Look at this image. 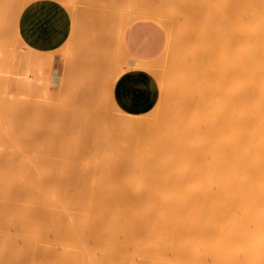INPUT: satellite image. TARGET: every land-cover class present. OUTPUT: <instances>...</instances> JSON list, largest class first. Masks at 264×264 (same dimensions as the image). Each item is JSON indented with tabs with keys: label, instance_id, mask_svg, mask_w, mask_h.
<instances>
[{
	"label": "bare ground",
	"instance_id": "6f19581e",
	"mask_svg": "<svg viewBox=\"0 0 264 264\" xmlns=\"http://www.w3.org/2000/svg\"><path fill=\"white\" fill-rule=\"evenodd\" d=\"M190 5L187 14L193 12ZM197 5L193 14L198 17L201 10L198 18L205 20L202 11L209 5ZM210 5L214 12L209 23L217 28L206 26L214 34L204 47L205 63L196 49L193 64L179 77L182 68L173 62L181 68L175 87L195 88L204 78L213 96L218 93L217 107L207 111L213 117L204 125L163 126L160 120L138 116L108 132L65 133L54 130L62 123L50 126L43 120L35 127L23 126V112L35 119L31 99L0 98V264H264V0H213ZM200 20L195 19L198 27ZM134 63L161 72V77L165 71L158 70V62ZM30 86L27 74L13 88L30 92ZM168 95L157 100L180 113L183 104L169 102ZM38 128L47 133L49 143H38ZM47 145L58 147L60 159L49 162L54 155Z\"/></svg>",
	"mask_w": 264,
	"mask_h": 264
},
{
	"label": "rangeland",
	"instance_id": "374dc122",
	"mask_svg": "<svg viewBox=\"0 0 264 264\" xmlns=\"http://www.w3.org/2000/svg\"><path fill=\"white\" fill-rule=\"evenodd\" d=\"M23 1H26V0H23ZM23 1L20 2V0H11V1L10 0H2L1 1L2 4H0L1 5L0 11H2V12H0V21H2V22H0V55H1L0 56V72H1L0 74H2V77H3V78L0 77V79L2 78V80H0V98L2 99L3 97L4 98L5 97L6 98L11 97L13 100L14 97L15 98L20 97L22 99H31L33 101V104H35L34 105L35 111L33 110V116L35 117L37 122L35 121V119H33V117H32V119L31 118L29 119V116L28 115L26 116V114H24V112H23L22 115H25L27 117V118H24L25 116H22L24 119L27 120V122H25L26 120H23V118H22V123L24 122L23 126L26 125L29 127V125H30V127H31L33 125L35 127V125L38 124V122L40 123V122H43V120H44V122L48 123L50 126H54L58 123H62V125H60V126H55L54 130L62 131L65 133H69V132L87 133V132H90L93 134L94 132L97 133V132L112 131L113 125L126 123L125 119L128 117H138V116L149 117L150 121L156 119L159 123V120H160V124H162L163 126L176 125V124L186 125V124H191V123H196L198 125H204V124H206L207 119L213 117V116H209L207 111L211 108L217 107L215 101L218 100L219 96H218V93H216V92H215V97L213 96L212 89L210 86H208L206 83H204L205 82L204 78L202 80L201 85H198L195 88L175 87L174 86V82L176 81V79L179 78L180 76H183L182 74H184L186 72L185 68H188L189 65L191 66L193 64V62H194L193 60H195L194 52L196 51V49L199 50V52H201V58H200L201 63H203V64L205 63V60H204V62H202V60L205 59V56H206L205 54H206V49H207L206 47L209 46V44H207V42L210 43L212 41L214 29H215V27L217 28V26L215 24H217L218 26L221 25V24L217 23L216 21H214L215 26L211 25V23H213V22H211V20L213 18L210 16L211 15L213 16V14H211V12L213 13L214 10L212 9L213 5H210V4H213V0H212V2H210L211 0L210 1L209 0H176V2L178 1L177 4L175 1L173 2L172 0H168V1L166 0L167 3L164 2L165 4L163 3L164 0H146V1L145 0H142V1L136 0V2L134 0H122V1L121 0H90V1L85 0V2H84V0H59L61 3H63V5H65L69 9H71L72 7H73L72 9H74V7L77 6L79 9H90V8L93 9L94 8L97 11L100 10L101 17L103 19H106V18L108 19V17H110V15H108L106 13V11L108 13L109 12L114 13L111 15L112 17L114 15L116 16V17L114 16L115 17V18H113L114 20L110 19L112 17H110L108 20L117 21L118 33L119 32L121 33V30H125L128 27L136 26L139 24L150 25V26L154 27L158 33V36L160 38L161 43H160V47H159L157 53L153 57H151V59H149L147 61L151 64H154V65H156L158 62L161 65V66L160 65L158 66V64H157L156 67H159L158 70L163 68V70L161 69V71H164V70L166 71L168 69V73H167V71L166 72L164 71V72H162V74L164 73L163 75L165 76V74L167 73L168 77L169 76L170 77L169 78L166 76L164 77L163 75L161 77L160 71H159L160 72L159 75H157L156 73H152L151 71H149V72H151V74H153L155 79L157 76H159V78L156 79L157 85H158V91H159L158 96H161V95L164 96V95H166L167 92H169V95H168V97L170 98V100H168L169 102L183 104V107H182L180 113H178V114H176V112L174 111V109L172 107H170L166 104V101H165L164 107H162L160 101L157 100L155 106L150 111L143 113V114H129V113L121 111L117 106H115V104L113 102L109 103L107 101V99L104 97H102L99 100L95 99L93 102L88 104V103H86V101L84 99H81V98H78V97L71 95V94L75 93L76 88L68 87L65 92L62 90H58V92H56V91L50 89L49 88V82L47 79V74H46V67H47L48 63L50 64V59H47V60H49L48 63L46 61V58H48V56L45 57V55H44L41 57V56H39L38 53H37L38 55H35L36 53L33 51L23 49V51H24L23 52L22 49H20V45L23 46V44L21 43V41H19L20 38H19V40L17 39L19 36L17 34V29L15 28V26H16L15 21L18 20V18H16V14H18L17 17H19V14L24 9V7L26 5H28L33 0H28L27 3L24 2L25 6L22 8L20 4H22ZM143 1H145L146 4L143 3ZM10 2H12V3H10ZM139 2L143 3L142 5L144 7L145 6L147 7V11L142 10V9H144V7H141L142 5H140ZM168 2L169 3L172 2V3L170 4V6L168 5V8H165V7L163 8V6L168 4ZM189 2H190V4L191 3H193L194 5L196 4L195 6H198L197 4H200L201 5L200 9H202L204 7V6L202 7V4L204 5V3H205V5L206 4L209 5V6L207 5L208 11L206 8L205 9L203 8V11H202L205 13V10H206V13L204 15V19L206 18L205 19L206 21L203 19L200 20L201 17L203 16V15H200L201 10L196 12V13H198L197 16L199 15L198 17H200V19L198 17H195L196 14H193V12L195 10L197 11L198 9L194 5H192V4L190 5ZM201 2H204V3H201ZM136 3H139V4L136 5ZM180 3H182L184 5L183 7L181 6L184 11L182 9H180L181 8L179 6ZM128 4H130V5H128ZM161 4H164V5H161ZM111 5L112 6L114 5V7H111ZM120 5H121V7H120ZM147 5H149V6H147ZM188 5H190L191 8H193V9H191L189 6V8H190L189 10H191V11L193 10V12L189 11L190 13L187 14ZM18 6H20L22 9L18 8ZM186 6H187V12H185ZM12 7L13 8L17 7V9H19V10L12 9L13 10L12 11L11 10ZM146 7H145V9H146ZM166 7H167V5H166ZM177 7H180L179 8L180 10H178ZM150 8L153 10L152 12H151ZM198 8H199V6H198ZM128 9H130V10H128ZM210 9H211V11H210ZM103 10L105 12H103ZM148 10H149V12H148ZM172 10H174L175 13H173ZM10 11L13 13H11ZM17 11H19V12H17ZM155 11H157V12H155ZM14 12H16L15 15H14ZM169 12H171V14H169ZM209 12H210V14H209ZM138 14H140V15H138ZM168 14H169V16H168ZM13 15H14V17H12ZM186 15H188V16H186ZM192 15L194 17H191ZM206 15H209V16H206ZM118 17L120 18L119 20H118ZM10 18H11V20H10ZM165 18H167L169 21L166 20ZM193 18H194V20H193ZM195 19L197 21H199V20L201 21L200 26L202 28L197 26V23L199 25L200 22L195 21ZM209 22H211V23H209ZM11 23L13 25H11ZM122 23H124L125 25ZM202 25H204V27H205L204 32L201 31L202 29L204 30ZM207 25L213 26V28H214L213 31L210 30V32H209V29L210 28L212 29V27L207 28L206 27ZM120 26H121V28H120ZM11 27L14 29L13 31H12ZM195 28L196 29L198 28L197 30H199L201 28V30H199V31H200V33L201 32L202 33L199 34V32H197ZM13 33H15V35ZM197 33L199 34V36ZM205 33H206V35H205ZM208 33H209V35H208ZM202 34L205 36V39H204V36ZM201 37H202V39H201ZM208 39H209V41H208ZM203 40L205 43L203 42ZM16 42L18 43V45ZM199 44H200L201 48H199ZM180 52H181V54H180ZM15 53H17V57H16ZM177 54H178V56H177ZM169 55H171L170 56L171 58L169 57ZM27 56H30V57H27ZM172 56H175L174 59H172L173 58ZM181 56H182L183 60H180ZM43 57L45 58V61H42L44 59ZM167 58H170V59L168 60ZM175 58H178V60L180 62H178ZM20 60H22L23 62ZM36 60L39 62H37ZM25 61L28 63H26ZM31 61L33 64H31ZM170 61H172V62H170ZM173 62L177 63L178 66L182 68V71H180L179 77H177V78H176V76H178L177 72H179L178 70H181V68H179L177 66V64H175ZM25 63L27 65L30 63L28 65V67L30 68V65H31V68L29 69L28 67H26ZM189 63H191V64H189ZM7 64H8V66H7ZM184 64H185V66H187L188 64L189 65L187 67H185ZM32 66H34V67H32ZM172 66H174V68L177 67L178 69L175 68L176 70H174ZM43 69H44V71H43ZM42 71H43V74H42ZM33 72L35 74H33ZM172 72H175V77H173L174 73H172ZM181 72H182V74H181ZM30 73L32 74V77L34 76V79H33L34 84H33V86H30V88L33 87V89H30L31 90L30 92L26 91V90H22L20 88H18L17 90L19 91V89H20V91H23V92L19 91L20 92L19 93V92L15 91V88H13V87H14V84H16L18 82V77H22V76L24 77L27 74H29L30 75V83L32 82ZM176 73H177V75H176ZM7 78H8V80H7ZM5 80H7V81L5 82ZM16 80H17V82H16ZM10 81L12 82L11 86H10ZM4 84H5V86H4ZM31 85H32V83H31ZM1 86H2V88H1ZM7 86L9 88H7ZM37 89H38V92H37ZM7 93H9L10 96ZM20 95H22V96H20ZM43 107L45 109L47 107L49 110H47V109H46L47 111H45V109H44V111L39 110V108L43 109ZM102 107L105 108V109L103 108V111H102ZM42 112H43V115H45V114L46 115L45 116L41 115ZM40 116H43V117L41 118ZM39 118H41L42 120H40ZM45 119H46V121H45ZM193 119H194V121H192ZM32 120H34L35 122L33 121L34 123H31ZM123 126H125V125H123ZM36 131L38 132L37 134H41V133L43 134V137H42V134H41V136H39V138L41 137L40 138L41 140L38 139V143L40 142L41 144H43V142L45 143V141H47L46 143H49L50 140L48 139V135L44 130H42V129L39 130V128H38V130H36ZM121 131H123V129ZM45 138H46V140H44ZM42 139H43V141H42ZM51 146L50 145L46 146L52 150L53 155H54V156H52V158H51V156L49 157L50 163L55 162L56 159H60L59 158L60 156L57 154L58 147L56 145L53 147H51ZM2 148H4V147H0V149H2ZM55 152H56V154H55ZM56 155L58 156L57 158H56ZM85 156L86 157H84V158L88 157L87 154Z\"/></svg>",
	"mask_w": 264,
	"mask_h": 264
},
{
	"label": "crops",
	"instance_id": "0c3cea01",
	"mask_svg": "<svg viewBox=\"0 0 264 264\" xmlns=\"http://www.w3.org/2000/svg\"><path fill=\"white\" fill-rule=\"evenodd\" d=\"M93 10L95 9L91 11V9H79L76 6L71 11V9L63 5L59 0L31 1L21 11L16 23L17 34L21 43L25 44L23 46L21 45L20 49L30 50L36 54L38 53L40 56L45 55L50 57L51 63H48L46 67V74L49 88L56 92L58 90L65 92L68 87H72L76 89L75 93L71 95L84 99L88 104L95 99L99 100L104 97L109 103L113 102L121 111L129 114H143L150 111L155 106L159 95L157 81L148 70L139 66H137L138 68L135 67L137 63L134 62L138 60L147 61L157 53L161 43L157 31L150 25L139 24L121 30L120 35H118L117 21L103 19L101 12L97 10L93 12ZM83 16L86 18L84 20H87L86 22L88 23L84 24ZM98 21L100 23L102 22L101 25H98L100 24ZM86 25L89 26L85 27ZM110 28H112L111 31ZM92 31L94 33L97 31L95 34L98 33L100 36L98 34L95 35ZM110 33H113L114 36ZM90 34L96 37L99 36V38L96 39L95 37V40ZM111 36L113 37L111 38ZM83 43L86 45L85 47ZM118 43L121 44L119 47ZM80 44L83 45L81 46ZM111 49L112 51L109 53ZM100 50L102 51L101 53L105 52L106 54L104 55H107L106 57L109 58H105L103 54L99 53ZM107 50L109 51L107 52ZM114 50H117L116 52L118 54L116 52L114 53ZM113 53L116 57L114 60V57H111L114 56ZM15 54L17 57V53ZM109 60H111L110 63ZM115 60L119 65L115 63ZM116 65L120 67H118L120 69H118L119 72L116 69ZM25 66L28 67L26 63ZM111 70L113 72L115 70L116 72L113 73ZM111 73H113L114 80H111L113 78L110 75ZM100 75L103 77H100ZM99 77L101 80H99ZM33 78L34 76L31 79V83L34 84ZM107 78H109L110 82L107 81ZM97 80L98 82H104L98 83L96 82Z\"/></svg>",
	"mask_w": 264,
	"mask_h": 264
}]
</instances>
